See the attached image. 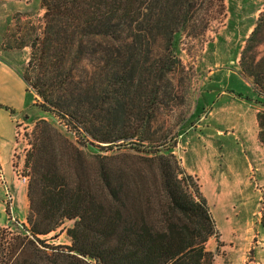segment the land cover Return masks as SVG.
I'll return each instance as SVG.
<instances>
[{"label": "rangeland", "instance_id": "obj_1", "mask_svg": "<svg viewBox=\"0 0 264 264\" xmlns=\"http://www.w3.org/2000/svg\"><path fill=\"white\" fill-rule=\"evenodd\" d=\"M44 2L0 0L1 44L8 29L12 42L40 39L34 53L29 46L9 51L22 62L33 97L29 112L14 120L12 164L18 182L28 192L33 173L28 158L41 120L65 135L87 160L99 154L117 161L123 153L138 154L134 148L174 147L214 219L216 234L207 249L215 264H264V146L256 121L264 107L242 70L248 39L264 16V0H163V6L136 0L131 30L120 24L119 16L112 30L99 25L87 36L81 29L73 34L76 28L71 26L57 51L45 41ZM89 4L95 12V0ZM50 8L59 13L58 5ZM152 15L161 21H147ZM68 22L77 23L72 17ZM61 25L63 30L69 26L66 21ZM137 36L145 39L133 56L128 47ZM261 40L264 33L247 55L248 69L255 57L264 56V44L257 46ZM7 192L0 243L28 225L29 205L19 207L22 217L6 223L12 218L6 209L12 206V213L14 207ZM72 226L73 221H66L42 237L50 253L53 248L68 252L72 239L67 230Z\"/></svg>", "mask_w": 264, "mask_h": 264}, {"label": "trees", "instance_id": "obj_2", "mask_svg": "<svg viewBox=\"0 0 264 264\" xmlns=\"http://www.w3.org/2000/svg\"><path fill=\"white\" fill-rule=\"evenodd\" d=\"M53 1L44 2L48 10L45 41L55 51L61 50L63 33L71 26L76 28L73 34L81 29L80 33L87 36L99 25L112 30L119 16L120 24L130 30L133 27L136 0H95V12L89 4L93 0ZM155 2L163 6V0ZM51 5H58L59 13ZM69 17L77 23L68 22ZM146 19L161 21L153 15ZM175 19L177 16L172 21ZM65 21L69 26L63 30ZM263 33L264 16L248 39L242 70L252 79L264 107V56L258 61L255 57L250 69L244 65ZM143 39L137 36L135 44L128 47L133 56L140 51ZM37 41L12 42L8 29L1 48L15 51L29 46L34 53ZM261 44L262 40L257 46ZM34 61L32 56L29 66ZM135 67L133 64L132 69ZM256 121L258 140L264 146V108L257 112ZM34 135L28 158L33 171L27 192L28 225L22 224L23 228L12 232L8 240L3 236L0 264H215L214 254L207 249L216 234L214 219L200 186L186 173L174 147L134 148L138 154L123 153L117 161L115 156L97 154L93 161L46 120L37 123ZM6 212L11 216L9 207ZM66 221H73L67 230L72 246L68 252L53 248L50 253L42 237Z\"/></svg>", "mask_w": 264, "mask_h": 264}, {"label": "crops", "instance_id": "obj_3", "mask_svg": "<svg viewBox=\"0 0 264 264\" xmlns=\"http://www.w3.org/2000/svg\"><path fill=\"white\" fill-rule=\"evenodd\" d=\"M14 55L16 54L4 51L0 42V220L4 218L6 191L14 195L12 214L15 218L24 215L19 212L21 205L23 207L29 205L27 191L13 172L12 149L15 134L14 120L18 114L29 112L33 97L27 91L22 76L20 68L22 62L13 58ZM251 249L253 250L254 247Z\"/></svg>", "mask_w": 264, "mask_h": 264}, {"label": "built area", "instance_id": "obj_4", "mask_svg": "<svg viewBox=\"0 0 264 264\" xmlns=\"http://www.w3.org/2000/svg\"><path fill=\"white\" fill-rule=\"evenodd\" d=\"M18 173H19V175H21L20 171ZM16 175L19 178V175L17 173H16ZM7 198L10 200V204L12 205L14 203V195H12V193H10V192H7ZM9 209H10V207H9ZM11 209H12V206H11ZM11 209H10V212H11ZM12 215L13 214L11 213L10 217H12V218H10V219L16 221V218L14 216H12Z\"/></svg>", "mask_w": 264, "mask_h": 264}]
</instances>
